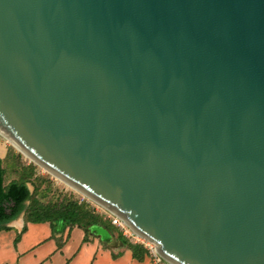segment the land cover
<instances>
[{"label":"water","instance_id":"water-1","mask_svg":"<svg viewBox=\"0 0 264 264\" xmlns=\"http://www.w3.org/2000/svg\"><path fill=\"white\" fill-rule=\"evenodd\" d=\"M0 134L171 264H264V0H0Z\"/></svg>","mask_w":264,"mask_h":264},{"label":"crops","instance_id":"crops-1","mask_svg":"<svg viewBox=\"0 0 264 264\" xmlns=\"http://www.w3.org/2000/svg\"><path fill=\"white\" fill-rule=\"evenodd\" d=\"M5 225L9 229L0 230V264H151L148 255L134 257L128 243L108 229L74 225L52 231L49 222L25 223L19 217Z\"/></svg>","mask_w":264,"mask_h":264},{"label":"rangeland","instance_id":"rangeland-1","mask_svg":"<svg viewBox=\"0 0 264 264\" xmlns=\"http://www.w3.org/2000/svg\"><path fill=\"white\" fill-rule=\"evenodd\" d=\"M0 154H5L2 163L5 169L4 183L8 184L14 179L26 182L31 193L26 206L30 202L40 206L55 205L57 207L75 204L77 208L87 210L95 219H101L109 229L111 227L113 232H120L118 227L110 223V219L97 203L30 160L2 134H0ZM23 214L18 217L24 218Z\"/></svg>","mask_w":264,"mask_h":264},{"label":"trees","instance_id":"trees-1","mask_svg":"<svg viewBox=\"0 0 264 264\" xmlns=\"http://www.w3.org/2000/svg\"><path fill=\"white\" fill-rule=\"evenodd\" d=\"M2 163L3 159L0 158V230L9 229L5 224L16 219L24 211L25 223L49 222L52 231H55L59 227L64 228L65 226L74 225L82 226L85 229H97L101 232L107 231V229L113 231L101 219H95L87 210L79 209L75 204L57 207L55 205L40 206L30 202L26 206V201L31 198V193L26 182L14 179L5 184V169ZM23 230H25V226ZM117 234L120 239L131 247L134 257L142 258L147 256V251L143 245L131 243L121 232ZM18 237L19 235H17L16 239Z\"/></svg>","mask_w":264,"mask_h":264},{"label":"built area","instance_id":"built-area-1","mask_svg":"<svg viewBox=\"0 0 264 264\" xmlns=\"http://www.w3.org/2000/svg\"><path fill=\"white\" fill-rule=\"evenodd\" d=\"M96 203V202H95ZM98 204V203H97ZM100 209L105 212L107 217L110 219V223L115 225L119 228L121 234L129 240L131 243L134 244H141L147 251V255L150 259L151 264H171L170 262L166 261L163 257H161L156 251L155 247L156 244L148 241L137 233H135L129 226H127L118 216L111 213L109 210L98 204Z\"/></svg>","mask_w":264,"mask_h":264},{"label":"bare ground","instance_id":"bare-ground-1","mask_svg":"<svg viewBox=\"0 0 264 264\" xmlns=\"http://www.w3.org/2000/svg\"><path fill=\"white\" fill-rule=\"evenodd\" d=\"M7 139V138H6ZM19 151V150H18ZM21 152V151H20ZM25 155V154H24ZM59 180H61L60 178H58ZM63 181V180H62ZM64 182V181H63ZM64 183H66V182H64ZM67 184V183H66ZM67 185H69V184H67ZM70 186V185H69Z\"/></svg>","mask_w":264,"mask_h":264}]
</instances>
